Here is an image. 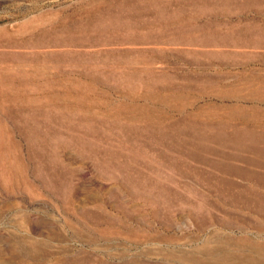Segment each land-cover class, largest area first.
I'll return each instance as SVG.
<instances>
[{
    "label": "rangeland",
    "instance_id": "rangeland-1",
    "mask_svg": "<svg viewBox=\"0 0 264 264\" xmlns=\"http://www.w3.org/2000/svg\"><path fill=\"white\" fill-rule=\"evenodd\" d=\"M0 264H264V0H0Z\"/></svg>",
    "mask_w": 264,
    "mask_h": 264
}]
</instances>
